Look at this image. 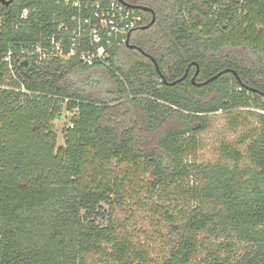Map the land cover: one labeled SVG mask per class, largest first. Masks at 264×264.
<instances>
[{"label":"trees","instance_id":"trees-1","mask_svg":"<svg viewBox=\"0 0 264 264\" xmlns=\"http://www.w3.org/2000/svg\"><path fill=\"white\" fill-rule=\"evenodd\" d=\"M134 1L155 22L132 45L160 73L136 49L114 51L107 66L35 65L32 57L16 66L30 95L0 89V264H264V0ZM62 13L50 0L0 4V85L4 53L30 50ZM138 13L148 25L151 15ZM192 63L196 83L226 69L237 78L226 73L196 87L191 66L184 81L167 85ZM64 107L76 115L55 149L52 124ZM219 112L234 116L233 128L238 119L255 126L220 145L218 163L190 164L196 135ZM190 178L187 204L173 212L150 206L168 223L153 259L113 211L141 205L145 188L153 197Z\"/></svg>","mask_w":264,"mask_h":264},{"label":"built area","instance_id":"built-area-1","mask_svg":"<svg viewBox=\"0 0 264 264\" xmlns=\"http://www.w3.org/2000/svg\"><path fill=\"white\" fill-rule=\"evenodd\" d=\"M50 1L62 8L61 22L53 21L51 31L30 46V50L21 47L16 53L12 50L4 53L2 63L7 82L0 89L30 95L17 76L16 66L26 67L32 57L35 65L57 59L76 60L86 67L107 66L112 53L132 45L134 35L144 25L139 11L128 6L125 0ZM26 14V10L22 12L23 16ZM24 53L29 57H24ZM9 81L20 88H12Z\"/></svg>","mask_w":264,"mask_h":264},{"label":"rangeland","instance_id":"rangeland-1","mask_svg":"<svg viewBox=\"0 0 264 264\" xmlns=\"http://www.w3.org/2000/svg\"><path fill=\"white\" fill-rule=\"evenodd\" d=\"M76 115V112L66 113L65 107L61 112V117L52 124L53 132L57 137V149L64 144L62 131L69 126L71 119ZM234 119V116L217 113L210 116V124L207 129L199 132L195 137V149L191 150L187 154L186 161L190 164L196 165H214L221 161L219 156L220 145L227 143L235 145L244 133L245 130L255 126L253 119H246L244 124L242 119H238L236 122L240 126L232 127L230 122ZM188 139V137H186ZM246 145L239 146L241 151H245ZM247 162H242L240 167H248ZM193 184V179L190 178L184 184L180 182H174L157 188L153 197L151 194L147 195V188L145 193L140 196L141 205L133 201L125 203L123 209H115L113 211L114 219L119 222H125L127 232H129L137 243H141L146 246L151 252L153 259H158L163 251L164 241L163 237L167 235L168 223H166L162 217L155 216L150 212V206L161 207L173 212L174 207H182L187 204V198L183 196V191H186L188 187ZM137 200V201H140ZM103 209L108 212L110 210L108 205H102ZM176 210V209H175ZM97 224L101 226L107 225L106 220H97ZM244 245H237L236 253L242 251ZM201 258H197L193 261V264L200 263Z\"/></svg>","mask_w":264,"mask_h":264},{"label":"water","instance_id":"water-1","mask_svg":"<svg viewBox=\"0 0 264 264\" xmlns=\"http://www.w3.org/2000/svg\"><path fill=\"white\" fill-rule=\"evenodd\" d=\"M12 1H13V0H9V1L6 2L5 0H0V4H2V5H8V4L11 3ZM92 1H93V0H92ZM121 1L124 2V0H121ZM126 4H127L128 6H130L131 8L137 10V11L145 12V13H149V14L151 15L152 18H151L150 23H149L148 25L142 27L141 30L148 29L149 27H151V26L154 24V22H155V14H154V12H153L151 9L146 8V7H143V6H135V5H131V4H128V3H126ZM127 48L130 49V50H134V49H136V50H138V51H139L144 57L149 58V59L151 60V62L154 64V66H155L156 70L158 71V73H160V72H159V69H158V66H157V63L155 62V60H154L153 58L149 57L148 54H146V53L143 52L141 49H139V48H137V47H135V46H133V45H131V44H128V45H127ZM191 66H194V68H195V73H194L193 76L191 77L190 82H191L194 86H196V87H201V86L207 85L208 83L217 80L220 76H222L223 74H226V73H231L232 75H234V76L237 78V74H236V72H234V71L231 70V69H226V70H224V71L219 72L218 74H216L215 76L211 77L210 79H208L207 81H205V82H203V83H196L195 80H196V78H197V76H198V74H199V67H198V65H197L196 63H192V64L188 67V69H187V71L185 72V74H184L180 79H178V80H176V81H174V82H172V83H167V85H169V86H174V85H176V84L181 83L182 81H184V80L187 78V76H188V71H189V68H190ZM162 79H164L163 76H162ZM262 97L264 98V95H262Z\"/></svg>","mask_w":264,"mask_h":264},{"label":"flooded vegetation","instance_id":"flooded-vegetation-1","mask_svg":"<svg viewBox=\"0 0 264 264\" xmlns=\"http://www.w3.org/2000/svg\"><path fill=\"white\" fill-rule=\"evenodd\" d=\"M6 2L9 1V0H5ZM127 3L131 4V5H135V6H140L138 3H136V1L134 0H125ZM2 5V4H1ZM4 6H7V5H4ZM149 14V13H147ZM150 15V14H149ZM145 25H143L142 27H144ZM141 27V28H142ZM141 30V29H140Z\"/></svg>","mask_w":264,"mask_h":264}]
</instances>
